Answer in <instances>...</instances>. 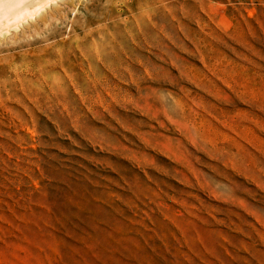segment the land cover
<instances>
[{"label": "rangeland", "instance_id": "1", "mask_svg": "<svg viewBox=\"0 0 264 264\" xmlns=\"http://www.w3.org/2000/svg\"><path fill=\"white\" fill-rule=\"evenodd\" d=\"M27 15L0 35V264H264V0Z\"/></svg>", "mask_w": 264, "mask_h": 264}, {"label": "bare ground", "instance_id": "2", "mask_svg": "<svg viewBox=\"0 0 264 264\" xmlns=\"http://www.w3.org/2000/svg\"><path fill=\"white\" fill-rule=\"evenodd\" d=\"M43 1L45 0H0V35L17 21L26 18L30 10Z\"/></svg>", "mask_w": 264, "mask_h": 264}]
</instances>
